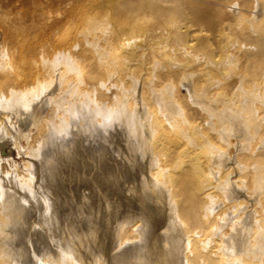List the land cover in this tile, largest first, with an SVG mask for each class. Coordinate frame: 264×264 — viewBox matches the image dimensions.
Here are the masks:
<instances>
[{"label":"bare ground","instance_id":"1","mask_svg":"<svg viewBox=\"0 0 264 264\" xmlns=\"http://www.w3.org/2000/svg\"><path fill=\"white\" fill-rule=\"evenodd\" d=\"M95 124L128 154L92 210ZM7 140L0 264H264V0H0Z\"/></svg>","mask_w":264,"mask_h":264},{"label":"rangeland","instance_id":"2","mask_svg":"<svg viewBox=\"0 0 264 264\" xmlns=\"http://www.w3.org/2000/svg\"><path fill=\"white\" fill-rule=\"evenodd\" d=\"M96 1H101V0H96ZM191 2H193V1H191ZM153 10H155V8H153ZM140 42H144L143 39H141ZM56 43L58 45L61 42H56ZM199 63H201V62H199ZM112 90H114L113 87H112ZM180 90H181V93H182L183 96L187 97L189 95L188 94V89H187V87L185 85L182 84L181 87H180ZM196 115L200 116L199 114H196ZM82 123L85 124L84 121ZM82 123H80V124H82ZM112 127H113L114 130L113 129H110ZM112 127H108V129H104L101 126H97L95 124L93 126V128H94L93 129L94 130L93 133L94 134L93 133H90V132L87 135H84L82 133V135H79V136H77L76 133L72 134V136H70V137L71 138H75V140H76V142L73 145L74 154L71 155V157H72L71 158L72 159L71 160V163L69 161L68 163H66V166L63 165V168L65 169V170L63 169V173L64 172H66V173L67 172H69V173L77 172V173H80V175L82 174V176H80L78 178L77 182H76V183H78L77 188L78 187L79 188H82V189H79L78 188L81 192H89V193H92L91 196L89 197V204H90L89 208L92 209V210H94L97 207V203L98 202L100 203L102 201L103 192L107 190L106 187H108V186H106V185H108V183L110 182L111 177L110 176H105V174H107V172H112L113 170H115L117 168L119 169L120 168L119 167L120 164L117 162L118 161V158L123 157L122 159H124L125 158V155L128 154V153H126L128 151L127 150V147H125V146H127L126 139L123 138V137H120V136H123V133L125 132V128L120 127V126H116V127L115 126H112ZM98 130H100V131H98ZM104 130H106V132ZM120 132H121V134H120ZM100 133H101V135H100ZM115 135H118V136H115ZM114 136L115 137H118L120 141L117 138H114ZM67 137H69V136H67ZM80 138H82V139H80ZM83 139H86L87 141H85ZM116 140H118V141H116ZM6 142H8V144H6L4 142V143H2L0 145V147L3 146L2 147L3 148L2 150L0 148V154H3L4 155V153H5V155L4 156L2 155V156L6 158V160L3 161V169H4V171L11 170L14 166L16 168H18L19 170H24L25 167H24L23 164H24V159H25L26 155L25 156L23 155L24 152L22 151V149H19L18 146H16L14 140L13 141L12 140H7ZM99 142H100V144H99ZM111 142H112V144H111ZM82 143H84V144L82 145ZM23 144L25 145L26 142L23 141ZM77 144L78 145L80 144L79 147H81V148H77L78 147ZM119 144L120 145L124 144V146L123 145L122 146H118ZM76 145H77V147H76ZM86 145H88V146H86ZM91 145H92L93 148L91 147ZM104 146L107 148V150H106V148ZM95 147H97V148H95ZM235 148L236 147H234V146L231 147L230 150H231L232 153H235L236 152V149ZM81 149H82V151H81ZM84 149L86 150V152H85ZM115 150H116L117 153L115 152ZM122 152H125V153L122 154ZM81 153H82V155H81ZM8 154H9V156H8ZM113 154H115V155H113ZM65 155H67V156H65ZM69 155H70V153H69ZM69 155H68V153H66V154H60V156H59L60 157V160H63L64 156L65 157H68ZM98 155H100V156H98ZM108 155H110V156H108ZM12 156H14V157H12ZM84 157H85V159H84ZM113 157L114 158L116 157L117 160L114 159ZM92 159H94V160H92ZM35 160H37V159H35ZM102 160L103 161L106 160V161L105 162H102ZM135 160H136V162H138L139 161V158L138 159H132V161H130L131 163L129 162L128 165L129 166H133V165L135 166L136 165L135 169H137V164L138 163H136ZM78 161H80V162H78ZM107 162H108V164H106ZM134 162H135V164H133ZM75 163H78L79 165L78 164H75ZM126 164H125V166L127 167ZM22 165H23V167H22ZM80 170L82 172H80ZM97 174H98V176H96ZM89 178H92L94 180H99V182L104 183V186H105L104 191L103 190H99V188H98V182H94L93 183L92 181L91 182L87 181ZM62 179L63 178L62 177L60 178V176H59L58 180L61 181V184H62V181H63L62 187L63 188H67L66 185H68L70 183V181L68 179H63V180ZM82 183L84 185H82ZM84 188H86V189H84ZM247 199L250 200L251 198H249V196H247ZM76 201H77V199L74 200L75 203H76ZM92 201H94V202H92ZM95 204H96V206H95Z\"/></svg>","mask_w":264,"mask_h":264}]
</instances>
